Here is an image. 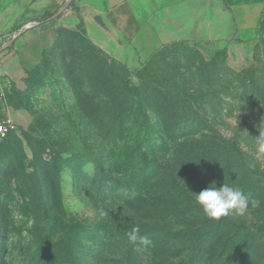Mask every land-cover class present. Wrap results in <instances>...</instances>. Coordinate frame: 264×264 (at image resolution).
<instances>
[{"label":"rangeland","instance_id":"374dc122","mask_svg":"<svg viewBox=\"0 0 264 264\" xmlns=\"http://www.w3.org/2000/svg\"><path fill=\"white\" fill-rule=\"evenodd\" d=\"M103 1L71 0L57 18L53 42L23 78L10 79L0 69V117L9 116L17 124L10 139L0 145V220L5 226L0 227L6 230L0 235V242L5 241L0 243L2 264H185L190 256L187 243L170 236L157 241L154 207L135 210L118 199L131 185L120 180L122 173L113 165L169 159L153 155L151 148L163 146L171 128L192 127L196 116L208 118L209 129L217 128L228 137L255 125L251 113L238 106L226 107L217 116L216 81L221 65L235 71L252 64L264 68V0H225L215 30L205 33L195 29L187 37L171 38L147 28L131 52L120 58L96 45L89 32L88 19L100 18L96 10L105 7ZM235 4L237 23L231 8ZM8 25L9 17L0 23L2 28ZM13 34L2 35L3 44ZM104 58L114 60L110 63L115 78L121 79L118 69H126L124 81L135 86L132 97L147 101L149 110L143 116L155 125L159 115L171 122L144 127L150 142L142 148L132 140L140 129H132V117L125 125L119 121L113 126L107 116L110 88L104 84L106 69L98 63ZM140 120L142 124L144 119ZM254 141L243 146L264 173V155L257 153ZM56 165L63 166L61 173ZM94 183V192L102 190L105 197L90 194ZM30 185L34 195L26 191ZM256 190L264 195V179ZM257 202L255 207L250 203L244 215L219 220L206 216L207 223H233L250 234L264 224V199ZM192 203L200 206L196 198ZM161 243L166 254L153 260L151 253Z\"/></svg>","mask_w":264,"mask_h":264},{"label":"trees","instance_id":"16d2710c","mask_svg":"<svg viewBox=\"0 0 264 264\" xmlns=\"http://www.w3.org/2000/svg\"><path fill=\"white\" fill-rule=\"evenodd\" d=\"M110 60L114 61L104 58L98 62L106 69L104 84L110 88L105 111L113 126L119 121L125 125L127 119L132 117V129L140 127L132 140L136 148H142L143 143L150 142L144 127H162L171 125V122L165 115H159L155 125L149 117L143 116L149 110L147 101L132 97L135 86L129 79L124 81L126 69H118L121 79L115 78L116 72ZM219 74L216 81L217 116L226 107L233 109L238 106L242 111L251 113L249 117L254 127H250L248 132L236 130L234 137H228L217 128L209 129L211 122L208 118L196 116L192 118V127L171 128L163 146L150 150L153 155H169V159L143 160V164L137 166L125 162L113 165V169L122 173L120 180L131 185L128 193L119 194L118 199L131 208L135 207V210L154 207L158 226L153 231L160 236L157 241L170 236L187 243L186 251H190V256L185 264H203L205 261L208 264H264V224L250 234L240 230L247 231V228L233 223L224 225L221 221H211L208 224L209 219L203 208L192 203L196 194L213 183L218 187L227 184L239 188L252 201H258L259 197L264 199L263 192L256 190L263 182L264 173L243 146V142L252 146L260 134V128L264 126V68L252 64L247 69L235 71L221 65ZM140 118L144 119L142 124ZM242 132L246 134V139H242ZM12 134L0 145L9 140ZM247 139L252 142L248 143ZM130 142L131 137L128 145ZM62 167L56 165L58 173H61ZM60 180L55 181L56 189ZM96 187L94 183L90 194L105 197L102 190L94 192ZM26 191L34 195L32 185L27 186ZM5 231L0 227L1 236ZM3 239L1 245L5 242ZM161 244L151 253L153 260L166 254L165 243Z\"/></svg>","mask_w":264,"mask_h":264},{"label":"crops","instance_id":"0c3cea01","mask_svg":"<svg viewBox=\"0 0 264 264\" xmlns=\"http://www.w3.org/2000/svg\"><path fill=\"white\" fill-rule=\"evenodd\" d=\"M69 1L0 0V23L9 17V25L0 27V69L4 70L7 77L23 78L26 76L25 70L35 66L42 52L53 42L57 18L69 6ZM224 2L225 0H104L105 7L96 10L101 20L94 17L88 19L89 32L96 45L120 58L131 52L133 45L147 28L160 31L161 34L164 32L171 38L187 37L195 29L203 33L209 28L215 30V22L221 19ZM237 6L235 4L231 7L236 23L240 18ZM47 16L46 20L39 21ZM211 22L213 25H210ZM32 24L37 25L31 27ZM217 27L220 36L219 23ZM10 31L14 33L13 37L3 44L1 36Z\"/></svg>","mask_w":264,"mask_h":264},{"label":"clouds","instance_id":"9594fccd","mask_svg":"<svg viewBox=\"0 0 264 264\" xmlns=\"http://www.w3.org/2000/svg\"><path fill=\"white\" fill-rule=\"evenodd\" d=\"M256 137L257 153L264 155V126L260 128V134ZM195 198L206 215L216 220L230 214L244 215L250 203L253 207L258 203L250 201L249 197L239 188L227 184L218 187L215 183L196 194ZM130 239L135 241L136 236L132 234ZM145 243H150V241L145 238Z\"/></svg>","mask_w":264,"mask_h":264},{"label":"built area","instance_id":"2783aa9c","mask_svg":"<svg viewBox=\"0 0 264 264\" xmlns=\"http://www.w3.org/2000/svg\"><path fill=\"white\" fill-rule=\"evenodd\" d=\"M15 130H17V124L13 118L9 116L0 117V143Z\"/></svg>","mask_w":264,"mask_h":264},{"label":"water","instance_id":"95a60500","mask_svg":"<svg viewBox=\"0 0 264 264\" xmlns=\"http://www.w3.org/2000/svg\"><path fill=\"white\" fill-rule=\"evenodd\" d=\"M70 1H71V0H70ZM70 1H69V2H70ZM68 4H69V3H68ZM68 4H67V6H68Z\"/></svg>","mask_w":264,"mask_h":264}]
</instances>
